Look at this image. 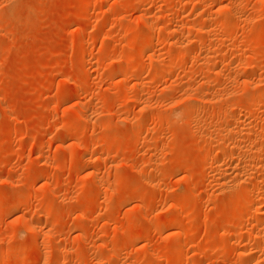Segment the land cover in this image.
<instances>
[{
	"label": "rangeland",
	"instance_id": "obj_1",
	"mask_svg": "<svg viewBox=\"0 0 264 264\" xmlns=\"http://www.w3.org/2000/svg\"><path fill=\"white\" fill-rule=\"evenodd\" d=\"M0 264H264V0H0Z\"/></svg>",
	"mask_w": 264,
	"mask_h": 264
}]
</instances>
